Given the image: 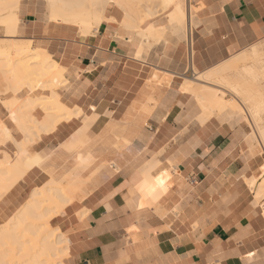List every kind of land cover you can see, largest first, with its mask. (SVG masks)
Here are the masks:
<instances>
[{
    "label": "crops",
    "instance_id": "0c3cea01",
    "mask_svg": "<svg viewBox=\"0 0 264 264\" xmlns=\"http://www.w3.org/2000/svg\"><path fill=\"white\" fill-rule=\"evenodd\" d=\"M190 5L199 25L186 41L169 29L176 37L168 52L149 48L146 32L121 28L122 15L110 8L86 36L48 20L40 5L26 9L20 36L0 28V40H28L47 52L63 77L55 94L80 113L26 150L36 165L4 207L20 208L52 180L76 188L73 203L50 222L69 242L64 264H264V220L247 184L258 157L244 129L201 122L198 100L181 91L194 69L210 70L264 39V0ZM31 95L0 100V121L17 142L4 103L13 97L33 106L52 92ZM2 148L15 151L11 142Z\"/></svg>",
    "mask_w": 264,
    "mask_h": 264
},
{
    "label": "bare ground",
    "instance_id": "6f19581e",
    "mask_svg": "<svg viewBox=\"0 0 264 264\" xmlns=\"http://www.w3.org/2000/svg\"><path fill=\"white\" fill-rule=\"evenodd\" d=\"M47 1L50 7V20L56 22L61 21L65 24H69L70 27H77L80 33L85 36L92 30L99 29L102 20H104L102 12H104L103 10H105L109 4L120 3V1L116 3L117 0ZM126 1L127 0L122 1L125 2V4L123 3L124 8H122L127 20H125L127 23L125 22L124 24L126 27H129L130 22H135L133 18L134 10L127 5ZM165 1L167 3L166 8L174 7L169 16V22L173 30L179 33L186 24L184 21L186 19L184 8L177 0ZM18 4L19 0H0V15L2 12L5 13L1 17L2 19L0 18V23L3 24L9 36H14L18 33L20 23L17 16ZM155 14L156 13L149 11L147 17L149 18ZM148 18H145V20H149ZM155 27L156 26L153 25V27H150L146 31L145 41L157 42V40H161L160 36L162 30L156 29ZM31 43L32 42L28 40L19 41L18 38L17 40L12 39L11 41L10 39L9 41L0 40V64L3 63L4 67H12L9 72H6L10 74L9 77H11L10 79H12L15 85V87L12 85V90H14L13 94H15V90L16 92L20 91L18 88L20 85L27 84L30 85L31 89H34L36 84L40 83L43 78H52L55 80L53 82L56 83L62 78V74L59 72L56 63L52 65V67H49V60L51 57L47 52L33 48ZM261 52L262 50L260 47L254 45L249 51L239 53L222 63L221 66L200 73H197L194 69L193 77L185 78L181 91L196 96L202 109V115L200 117L201 122H207L215 117L227 120H233L234 118H239L241 121L246 120L239 105L232 100L231 102L225 99L224 94L227 91L235 97L240 98L247 105L250 120L253 121L257 132L260 134V138H262L261 140L264 142V55H262ZM53 67L56 68L55 72L50 71ZM209 82L218 84L225 92L219 90L214 91L212 88L207 87ZM38 86L41 90L43 89L42 85L38 84L36 87ZM47 90L52 92V96L48 95L49 100L43 98L46 103H43L45 106L40 109L45 113L43 112L44 117L40 121L32 116L28 118V114V116L23 114V109L21 111L19 110V112L17 108L20 104L17 105L18 101L13 97L11 98L12 102L8 101L9 103L6 104L10 110L14 109L13 115L11 114L12 116L10 115V117L15 119L13 120L14 123H18V129L24 131L26 134L25 138L29 142L33 141L32 136L39 138L40 133H50L54 131L60 123L69 121L72 117L80 115L78 111L76 113L75 110L62 103L51 88H47ZM19 108L21 109V105ZM232 120H230V122ZM237 120L238 119H236V121ZM29 122L36 125L35 128L38 130L37 132L33 129L34 126L30 128L32 126L29 125ZM0 128L4 129L2 136H0L1 145L7 141L5 138L12 139V137L11 133L5 128L1 121ZM21 145H19L18 148L21 149L20 152H22L23 155L26 153V149H24V145L23 147ZM28 158V156L23 155L19 160L9 163V157L6 156L5 162L0 165V201L20 180H22L27 171L36 165L33 160ZM256 182L257 180L254 178L249 180L251 187L254 189L257 187ZM57 184L58 182L52 180L44 188L42 187L41 189L34 190L29 201L20 209L17 217L1 225L0 264H62L61 261L68 255L69 242L58 229H53L51 227L50 222L53 218L62 214L65 208L71 203V194L69 189H65L61 183L60 187H58ZM69 194L70 196H68ZM40 196H45L47 199H43ZM256 197L260 201L262 199L264 200V182L257 188Z\"/></svg>",
    "mask_w": 264,
    "mask_h": 264
},
{
    "label": "rangeland",
    "instance_id": "374dc122",
    "mask_svg": "<svg viewBox=\"0 0 264 264\" xmlns=\"http://www.w3.org/2000/svg\"><path fill=\"white\" fill-rule=\"evenodd\" d=\"M120 1V3L118 4L117 2H119ZM122 1H124V0H117L116 1V3L117 4H114L113 3V5H111V6H107V8L109 9H116V10H118V12L122 15V22H121V24H120V26H121V28H123V29H126V28H131L132 29V31H139V32H146L150 27H153V25H155L156 27V29H161L162 31H161V36H160V41H158L157 40V42H154V41H151L150 43H148V40L147 41H145V38L143 37V41H144V43L145 44H150V45H148L149 46V48H151V49H155V48H157V47H163V49H165V50H167V52L168 51H170L172 48H170L171 46L173 47V44H170V42H169V38H172V37H176V34H174L171 30H173V28H172V26H171V24H170V22H169V16H170V14L172 13V10L174 9V7L172 8V7H169V8H166V6H167V3H166V1L165 0H127L126 2H127V5H129V7L131 8V9H133L134 11V14H133V18L136 20L135 22H133V23H129L130 25H129V27L127 26H125V22L127 21L126 20V15H125V13H124V10H123V3L125 4V2H122ZM177 1H179V3L183 6V8H184V12H185V25L183 26V29H182V31L181 32H183V34H184V37H185V39H184V41H186L187 40V37H188V35L190 34V33H192L194 30H195V28L199 25L198 24V22L196 21V13H197V9L196 8H194L192 5H190V1H192V0H177ZM115 2V1H114ZM122 4V5H121ZM35 5H40V7L45 11V12H48V20H50L49 19V13H50V7H49V4H48V1L47 0H19V4H18V10H17V16H18V18H19V20H20V25H21V28H20V33L19 34H17V35H15V36H20L21 34H22V30H23V28H24V25H23V19H24V17H25V13H26V9H31V8H33ZM101 6V5H100ZM99 6V7H100ZM146 8H145V7ZM123 7V8H122ZM126 7V6H125ZM165 7V8H164ZM98 8V7H97ZM105 9V10H103L104 12H102L103 14V16H104V18H105V14H106V12L108 11V9ZM101 9H102V7H101ZM145 9H147V10H145ZM145 10V11H144ZM153 12V13H156L154 16H151V17H147V15H148V12ZM3 14H5V13H3L2 12V14L0 15V18L3 16ZM101 15V14H100ZM102 15H101V17H102ZM124 16H125V19H124ZM103 18V17H102ZM145 18H148L149 19V21L147 20V22L145 23ZM2 19V18H1ZM189 19H190V21H189ZM126 20V21H125ZM145 20V21H144ZM50 21H52V20H50ZM188 21V22H187ZM0 22H1V20H0ZM56 22V21H55ZM102 22H103V20H102ZM59 23H62V24H65V23H63V22H61V21H59ZM124 25H123V24ZM127 23V22H126ZM102 24V23H101ZM189 24V25H188ZM65 25H67V26H70L69 24H65ZM128 25V24H127ZM101 26V25H100ZM188 26L190 27V29L188 28ZM159 27V28H158ZM0 28H2L3 29V34H5V35H7V33L5 32V27L3 26V24L2 23H0ZM169 29H171V30H169ZM93 31V30H92ZM187 32V33H186ZM190 32V33H189ZM141 35L140 36H142L143 35V33H140ZM7 36H9V35H7ZM32 44V43H31ZM256 46V47H260V49L262 50V55H264V39L263 40H260L259 42H256V43H254V44H252L251 46H249V47H247V48H245V49H242L240 52H238L237 54H234V55H232L229 59H231L232 57H234V56H236V55H238L239 53H242V52H246V51H249V49H251V47L252 46ZM32 47H33V44H32ZM228 59V60H229ZM227 61V60H226ZM56 62H54L53 60H52V58L49 60V67H52V65H54ZM224 63V62H223ZM57 64V63H56ZM4 64L3 63H1L0 64V100H1V98L2 97H4V96H13V97H16L17 96V94H18V92H15V94H13L14 93V90H12V88L13 87H15V85H14V82H12V79H10L11 77H9V71L11 70V66H9V67H4L3 66ZM222 65V63L221 64H219V65H217V66H221ZM58 68H59V65L57 64L56 65ZM217 66H214V67H217ZM213 67V68H214ZM56 68H51V72L53 71V72H55L56 70H55ZM212 69V68H211ZM216 69V68H215ZM6 71H8V72H6ZM196 71V70H195ZM208 71V70H207ZM59 72H61V69L59 68ZM197 73H200V72H198V71H196ZM206 72V71H205ZM194 75V74H193ZM193 75L191 76H189L188 78H192L193 77ZM5 77H9V78H5ZM62 79H63V77L58 81V83H56V82H53V81H55V80H53L52 78H48V79H45V78H43V79H41V81H40V83H38V84H40V85H42V90L43 91H45V90H47V88L49 89V88H51L54 92H55V90L59 87V86H61V82H62ZM7 80H10V81H7ZM185 81V79L183 80V82ZM48 83H50V84H48ZM211 83V84H210ZM38 84H36V86L38 85ZM214 84V85H213ZM12 85H13V87H12ZM205 85H207V84H205ZM213 85V86H212ZM217 85V86H216ZM18 86V85H17ZM35 86V87H36ZM9 87V88H8ZM34 87V89H31V87H30V85H27V84H24V85H20V86H18V88L20 89V91H19V93L21 92V91H26V92H29L30 94H32L31 96H27V100H30V99H32V97H34L35 96V93L37 92V91H39V90H41V88L39 87H36L35 88ZM199 87H202V86H199ZM207 87H210V88H212L214 91H217V90H219V91H223V92H225L218 84H216V83H213V82H209V84L207 85ZM45 88V89H44ZM9 89H11V90H9ZM207 89H209V88H207ZM216 89V90H215ZM37 95V94H36ZM193 95V94H192ZM194 96V98L196 99V96L195 95H193ZM224 97H225V99L227 100V101H233L234 103H236L237 105H239V107L242 109V111H243V114H244V116L246 117V120H239V118H234L233 120L232 119H222V118H212L211 120H217V121H219L221 124H225V125H228V126H230V127H236V128H241V129H244L245 130V132H246V139H247V142H248V144H249V148H250V151H251V153L254 155V156H256V157H258V159H257V161H258V164H260V168L262 169V168H264V142L261 140L262 138H260V134H259V132H257V129L255 128V125H254V123H253V121L252 120H250V115H249V111H248V107H247V105L240 99V98H237V97H235L233 94H231V93H229V92H225V94H224ZM43 98H47L48 99V97H45V96H42V97H40V98H36V99H32V100H37V102L35 103V104H33V106H28V107H23L24 105H26L25 103H20V105H21V109L19 108V103H18V108H17V110L19 111H21L22 109H23V114H28L27 116H28V118L29 117H31L32 115V113H33V111H35L36 109H38V108H42L43 106H45V104H43V103H46L44 100H43ZM228 98V99H227ZM16 99V98H15ZM47 99H46V101H47ZM230 99V100H229ZM49 100V99H48ZM41 101V102H40ZM231 101V102H232ZM198 102V101H197ZM4 105H5V107H7L8 108V106H6V103H4ZM47 105V104H46ZM37 106V107H36ZM33 107H34V109H33ZM201 106H199V108H200ZM9 110H10V108H8ZM31 109H32V111H31ZM13 110L14 109H12V110H10L11 111V114L13 115ZM16 110V109H15ZM16 110V111H17ZM30 110V111H29ZM42 110V109H41ZM200 110H201V112H202V109L200 108ZM19 111V112H20ZM43 111V110H42ZM15 112V111H14ZM44 112V111H43ZM45 113V112H44ZM11 115V116H12ZM33 117V116H32ZM36 119V118H35ZM236 119H238L237 121H236ZM13 124H14V127H15V132L16 133H18L19 135H20V137L22 138V140H21V142H17L14 138H13V136L11 135V137H12V139L11 138H5V139H7V141L4 143V144H1L2 145V147H4L8 142H11L12 143V145H13V147L15 148V151L14 152H12V151H10V150H5L4 148H2V147H0V165L1 164H3L4 162H5V158H6V156L7 157H9V163H13V162H15L16 160H19L23 155H25V156H28L29 157V155L27 154V153H25V154H23L22 155V152H20L21 151V149H19L18 148V146L19 145H21V144H23L24 145V149H26L27 150V152L29 153V154H32V147H34L35 145H36V143H38V141L41 139V137H42V135L43 134H45V133H40V137L38 138V137H35V136H32V138H33V141H27L26 140V134L24 133V131H22L21 129H18V123L17 122H15L14 123V121L13 120H15V119H13V117H10V119H9ZM30 120V119H29ZM36 120H38V119H36ZM230 120H232L231 122H230ZM236 121V123L238 124H236L235 123V121ZM38 121H40V120H38ZM201 121V120H200ZM229 123H228V122ZM234 121V122H233ZM240 121V122H239ZM248 121V122H247ZM235 123V124H234ZM249 123V124H248ZM253 123V124H252ZM28 124V123H27ZM235 126H234V125ZM29 125H31L32 127H30ZM29 125H27V126H29L30 128H33V126H34V128L33 129H35L36 130V132L38 131L36 128H35V126L36 125H34L32 122H29ZM20 128V127H19ZM32 129V130H33ZM3 131H4V129L3 128H0V136L2 135V133H3ZM22 131V132H21ZM26 141V142H25ZM24 142V143H23ZM26 143V144H25ZM28 143V144H27ZM19 144V145H18ZM0 145V146H1ZM4 145V146H3ZM23 145H21L22 147H23ZM20 146V147H21ZM39 158V157H38ZM28 159H30V160H33V159H31L30 157L28 158ZM41 160V159H40ZM34 161V160H33ZM35 162V161H34ZM36 163V162H35ZM258 169V172H257V174H255L254 175V177H252L251 179H256L257 180V182H256V189H254V188H252L251 187V185H250V183H249V180L247 181V184H248V187H249V189L251 190V192H252V194L254 195V198H255V200H256V202H257V204H258V206H259V209H260V211H261V214H262V218H263V220H264V211H263V202H264V200L262 199L261 201L260 200H258L257 199V197H256V190H257V188L264 182V169H262V173H261V169ZM258 176H259V178H258ZM261 177V178H260ZM67 181L68 180H70V177L68 176V177H66L65 178ZM250 179V180H251ZM69 182V181H68ZM60 183L62 184V186L66 189H70L71 190V196H70V194L68 195V196H70V198L72 199V202L70 203V204H72L73 203V201H74V197H75V194H76V188H71V186L69 185V183H67V182H62V181H58V184H57V186L58 187H60L61 185H60ZM71 183V182H70ZM48 184V183H47ZM47 184H43V188L47 185ZM63 187H61V188H63ZM37 189H41V188H37ZM31 195H32V193L25 199V200H23V202H22V204H21V206H20V208H18V209H7V208H5L4 209V207L5 206H7V202H8V199L6 198V196L7 195H5L4 197H3V199H1V201H0V227H1V225H4L6 222H8V221H10V220H13L15 217H17V214L20 212V209H22L23 208V206L29 201V199H30V197H31ZM40 197H42L43 199H47L45 196H40ZM69 204V205H70ZM44 205H46V204H44ZM14 210V212H12V213H7V212H9V211H13ZM63 214V213H62ZM62 214H60V215H62ZM59 216V215H58ZM61 232V231H60ZM67 257V256H66ZM66 257H64L63 258V260L61 261V263L62 264H64V259L66 258Z\"/></svg>",
    "mask_w": 264,
    "mask_h": 264
}]
</instances>
